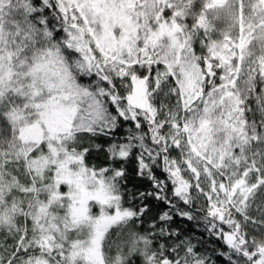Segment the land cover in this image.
<instances>
[{"label": "snow or ice", "instance_id": "snow-or-ice-1", "mask_svg": "<svg viewBox=\"0 0 264 264\" xmlns=\"http://www.w3.org/2000/svg\"><path fill=\"white\" fill-rule=\"evenodd\" d=\"M0 264H264V0H0Z\"/></svg>", "mask_w": 264, "mask_h": 264}, {"label": "trees", "instance_id": "trees-1", "mask_svg": "<svg viewBox=\"0 0 264 264\" xmlns=\"http://www.w3.org/2000/svg\"><path fill=\"white\" fill-rule=\"evenodd\" d=\"M99 142L103 143L104 142L103 138H101V140ZM103 159H104L103 154H97L96 162L102 161ZM128 168H129L130 175H132V177H133V179H131L129 181V188H131L133 191H136V190H145L146 188L149 187L148 182H146V181H144L138 177H135V174L132 171V169L135 168V162L134 161L128 165ZM184 227L191 228V224L187 223L184 225Z\"/></svg>", "mask_w": 264, "mask_h": 264}]
</instances>
